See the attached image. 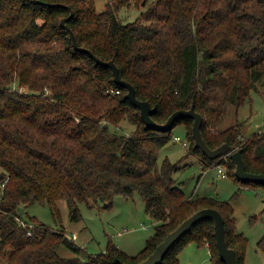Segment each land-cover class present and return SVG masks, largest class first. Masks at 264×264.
Here are the masks:
<instances>
[{"label": "trees", "instance_id": "16d2710c", "mask_svg": "<svg viewBox=\"0 0 264 264\" xmlns=\"http://www.w3.org/2000/svg\"><path fill=\"white\" fill-rule=\"evenodd\" d=\"M142 1L108 0L97 11L95 0H0V182L8 177L0 185V264H135L208 207L221 213L227 245L244 264L246 238L236 230L230 200L185 194L173 178L177 164L167 157L157 164L172 131L145 126L111 68L74 47L61 19L78 47L116 64L136 97L155 107V122L193 106L210 148L227 142L241 149L246 171L264 174V131L241 137V122L219 126L226 106L238 108L264 80V0H144L139 16L123 23L118 10ZM123 119L134 129L111 135L109 128ZM192 123L181 117L173 127L184 125L188 151L203 169L222 164L225 176L241 186L264 188L239 181L228 154L209 159L195 146ZM134 192L154 221L153 233L134 254L111 241L104 251L87 253L62 226L26 211L46 203L60 222L57 202L64 199L70 218L79 220V203L109 206L114 195ZM189 243L206 245L212 263L224 264L210 218L196 222L159 264H181L179 253ZM259 244L264 249V237ZM61 247L74 255H61Z\"/></svg>", "mask_w": 264, "mask_h": 264}, {"label": "rangeland", "instance_id": "374dc122", "mask_svg": "<svg viewBox=\"0 0 264 264\" xmlns=\"http://www.w3.org/2000/svg\"><path fill=\"white\" fill-rule=\"evenodd\" d=\"M107 1L95 0L97 11L103 10ZM144 8V5L124 6L118 10V16L123 23H128L135 20ZM237 122H241V137L249 136L256 131H264L263 79L256 83V87L250 90L249 99L238 108L233 105L226 106L219 126L225 128ZM133 129L134 125L126 119L119 125L109 128L111 135L129 133ZM171 131V139L158 150L157 164L160 165L165 157L177 164L173 178L187 196L208 195L229 199L233 206L236 230L246 238L244 264H264V249L259 244V240L264 237V188L241 186L228 176L217 175L218 167L224 168L222 164H213L203 169L200 159L188 151L184 125L177 124ZM175 136H179L180 140H175ZM57 205L60 222L54 220L46 203H34L28 206L26 211L53 228L62 226L67 235L87 253L104 251L108 241H111L133 254L144 246L145 240L153 233L154 222L146 214L138 192L130 196L116 194L109 206L100 204L98 207L90 208L84 202L79 203L81 213L79 220L70 218L64 199L59 200ZM59 252L64 256L74 255L71 250L64 247H61ZM179 258L181 264H213L208 247L197 246L195 243L184 246Z\"/></svg>", "mask_w": 264, "mask_h": 264}, {"label": "water", "instance_id": "95a60500", "mask_svg": "<svg viewBox=\"0 0 264 264\" xmlns=\"http://www.w3.org/2000/svg\"><path fill=\"white\" fill-rule=\"evenodd\" d=\"M144 3L145 1L143 0L142 5H144ZM65 21L66 18H62L61 25L68 30L70 38L73 42V46L90 53V55L95 59L96 63L103 64L111 68L114 81L127 89L124 97L140 110L141 119L143 120L146 127L158 130H171L173 128L174 122L177 119L181 117L191 118L193 119L192 136L195 146L199 148L209 159H216L228 154L235 164L234 174L239 181L264 183V174L252 173L245 170L241 149L232 150L231 146L227 142L222 143L215 148H210L206 144L200 130L203 117L200 113L195 111L193 106L189 109H178L174 111L164 123L155 122L151 117V114L155 111V107H152L148 101L139 100L136 97L135 88L132 84L120 78L118 67L112 60L103 61L96 57L90 50L83 47H78L73 31L65 23ZM204 218H210L214 223V237L220 259L224 262V264H237L236 252L233 248L228 247L225 240L223 217L217 209L211 207L203 208L194 212L187 219L181 222L173 231L169 232L146 259L135 264H159L165 253L174 245V243L183 234L189 231L196 222ZM118 262L119 264H127L120 259H118Z\"/></svg>", "mask_w": 264, "mask_h": 264}, {"label": "built area", "instance_id": "2783aa9c", "mask_svg": "<svg viewBox=\"0 0 264 264\" xmlns=\"http://www.w3.org/2000/svg\"><path fill=\"white\" fill-rule=\"evenodd\" d=\"M106 92H115V93H117L118 90H112V89L108 90V89H107ZM174 139H175V140H180V137H179V136H175ZM223 157H225V156H223ZM220 165H221V164H220ZM218 175H222V176L225 175V173H224V168H223L222 166H219V167H218ZM7 178H8V177H6L5 179L2 180V182H1V186L4 185V183L6 182ZM22 224H23V225H26L25 222H22ZM147 227H148V226H146V228H147ZM31 228H32V224H29V229H28V231H27L28 234H31Z\"/></svg>", "mask_w": 264, "mask_h": 264}, {"label": "crops", "instance_id": "0c3cea01", "mask_svg": "<svg viewBox=\"0 0 264 264\" xmlns=\"http://www.w3.org/2000/svg\"><path fill=\"white\" fill-rule=\"evenodd\" d=\"M217 175H218V171H217ZM219 176H221V177H225V176H222V175H219ZM246 187H249V186H246ZM148 215V214H147ZM154 222V221H153ZM143 228H145L146 229V226H142ZM148 228V227H147ZM122 249V248H121ZM123 250V249H122ZM123 251H125V250H123ZM126 253H128V254H132V253H129V252H127V251H125ZM134 254V253H133ZM179 260H180V258H179Z\"/></svg>", "mask_w": 264, "mask_h": 264}]
</instances>
